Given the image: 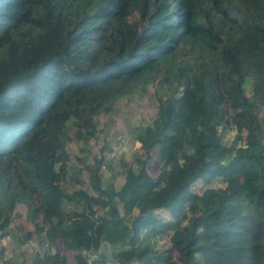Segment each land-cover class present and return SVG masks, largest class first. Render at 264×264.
<instances>
[{"label":"trees","instance_id":"1","mask_svg":"<svg viewBox=\"0 0 264 264\" xmlns=\"http://www.w3.org/2000/svg\"><path fill=\"white\" fill-rule=\"evenodd\" d=\"M149 84L160 88L156 115L134 127L144 158L119 161L117 187L103 185L94 155L82 161L88 188L67 192L80 174L66 163L69 123L89 138L100 113ZM261 110L264 0H0V238L23 247L37 237L29 262L0 253V264H68L43 248L50 227L72 264H264ZM151 153L165 156L171 186L163 170L150 177ZM217 176L220 193L186 197ZM18 205L26 217L10 229ZM161 209L172 256L142 230ZM140 246L149 249L128 260Z\"/></svg>","mask_w":264,"mask_h":264},{"label":"rangeland","instance_id":"2","mask_svg":"<svg viewBox=\"0 0 264 264\" xmlns=\"http://www.w3.org/2000/svg\"><path fill=\"white\" fill-rule=\"evenodd\" d=\"M136 18L130 19L131 22H134ZM251 86V82H247V87ZM156 89L159 87H155L154 84H149L145 92L135 89L132 95L127 98H119L115 101L109 111L102 112L98 115L96 127L91 126V129L94 132L89 138H86V134L74 129V127L69 123V127L66 128V133L62 135L66 139L65 141V152L68 156L66 159V163L76 169L80 170V174H75L73 177V186H69L64 183V187L67 192H71L73 188H88V177L89 172L85 169L82 161H89L92 163V157L97 155L99 157L104 156V164L101 167V171L103 174L102 183L103 185L107 186L110 184H115L117 187L121 185L123 181V175L125 176L126 173L120 174L118 172L119 161L121 159L130 160L133 157V154L139 150L141 154V158L143 159V151L140 148V143L135 141L136 130L134 127H138L140 125L146 124L151 122L156 115V99H154L153 95ZM247 95L251 98L252 92L250 89L246 91ZM156 95V94H155ZM157 96V95H156ZM264 115L262 110L260 111L259 118ZM90 123V120H89ZM234 139V131H228L224 137L223 142L230 146L225 155L227 157H231L233 160L235 157V152L238 146H231V141ZM87 143L86 145L84 143ZM240 145V144H238ZM234 150V151H232ZM142 151V152H141ZM90 159V160H89ZM165 156L160 159L161 165H158L159 162L156 160L155 153H151V160L148 163L149 166L146 167L150 177L156 178L159 174L160 170H163L162 175V186L161 187H169L173 184V179L171 174L166 175L164 162ZM163 162V163H162ZM65 163V164H66ZM113 165V168H112ZM58 168L61 166V162L57 164ZM56 168L57 173L55 175V181L58 179L60 182L61 180V171ZM110 168V170L108 169ZM76 172V171H75ZM220 177L217 176L216 180H213L210 184H204L202 182H197L194 184L189 193H186V197L190 199H194L202 195L206 188H211L215 193H220L224 187V184L219 179ZM127 185V184H126ZM186 208V210H191L192 204H190ZM61 217L65 215L66 212H60ZM69 214V212H67ZM134 214H138V210H134ZM157 216L158 221L152 224L149 227L143 228V232L150 235V237H157L153 243L157 252L162 251L165 253H169L172 256L174 251L170 249L169 246L170 242L168 240L171 231L165 228V223L169 220V214L164 209L156 211L154 213ZM189 215L190 214H186ZM26 217V208L24 205H18L14 209L11 215V224L9 226L10 229L17 227L16 225L19 224V221ZM42 217V216H41ZM24 230L27 231L33 228V224L28 221L24 220L22 222ZM2 232L0 231V234ZM21 235V234H20ZM45 236V232H43ZM57 235V234H56ZM55 235V236H56ZM37 237L33 238V242L36 240ZM57 240L52 244L50 249L52 251L58 252L62 250L63 254L69 256L61 245V241L56 236ZM35 247V246H33ZM30 249V244L20 247L19 244L15 239L12 237H4L0 238V253L8 256L9 254L13 253L16 256L21 255L23 252L22 257L25 256V260H28V251ZM42 249V248H41ZM149 249V246H140L135 247L134 253L132 255H128V260H132L134 257H137L140 252L143 250ZM49 250V248H48ZM62 255V254H61ZM70 257V256H69ZM175 258L177 259V254H175Z\"/></svg>","mask_w":264,"mask_h":264},{"label":"crops","instance_id":"3","mask_svg":"<svg viewBox=\"0 0 264 264\" xmlns=\"http://www.w3.org/2000/svg\"><path fill=\"white\" fill-rule=\"evenodd\" d=\"M124 182V181H123ZM52 226V225H51ZM55 233L56 234H58V229L57 228H52V227H50V228H48L46 231H45V236H44V238H43V248H45L46 249V253H48V254H51V253H58L60 256H63V255H65L66 256V258H67V263L68 264H72V262H71V257H69V256H67L66 254H63L62 252V250H59L58 252H56V251H52L51 249H50V247H52V244L51 243H53V242H55L56 240H57V238L55 237ZM37 240V239H36ZM61 243V242H60ZM29 244L31 245V246H36L37 244H36V242L34 241L33 242V240L32 241H30L29 242ZM26 245H28V244H26ZM26 245H24V246H26ZM61 245H62V243H61ZM23 246V247H24ZM62 247H63V245H62ZM48 248H49V250H48ZM104 248L102 247V250H103ZM36 250V249H35ZM37 250H40V249H37ZM64 250V249H63ZM106 249H104V251H105ZM28 251V259H29V253H30V251L32 252V248H30L29 250H27ZM62 254V255H61ZM93 256H98V255H95V254H93V255H91V257L90 258H92ZM25 257V256H24ZM99 257V256H98ZM108 257L110 258L111 257V255L109 254L108 255ZM112 263V262H111ZM110 264V263H109Z\"/></svg>","mask_w":264,"mask_h":264},{"label":"water","instance_id":"4","mask_svg":"<svg viewBox=\"0 0 264 264\" xmlns=\"http://www.w3.org/2000/svg\"><path fill=\"white\" fill-rule=\"evenodd\" d=\"M92 258H93V259H98L99 257H98V256H93Z\"/></svg>","mask_w":264,"mask_h":264}]
</instances>
